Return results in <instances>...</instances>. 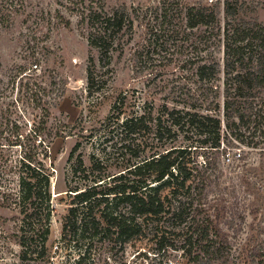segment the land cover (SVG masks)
I'll use <instances>...</instances> for the list:
<instances>
[{
	"label": "rangeland",
	"instance_id": "obj_1",
	"mask_svg": "<svg viewBox=\"0 0 264 264\" xmlns=\"http://www.w3.org/2000/svg\"><path fill=\"white\" fill-rule=\"evenodd\" d=\"M224 1L213 0L222 24ZM227 1L237 9L230 18L264 25V0ZM210 2L0 0V138L18 136L19 154L45 144L51 148L46 162L53 174L54 210L47 245L54 262L71 260L70 250L54 252L63 242L71 201L67 189L87 182L79 156L87 167L94 155L109 157L102 171L115 173L131 154L143 155L144 145L146 150L157 146L148 141L133 151L117 150L124 138L117 116L145 111L155 116L163 103L189 104L200 93L223 101V74L208 84L195 76L197 61L207 52L206 28H191L186 17L190 6ZM94 4L125 7L134 19L133 30L117 37L109 64L88 42L82 10ZM213 50L221 59V47ZM8 153L0 148V156ZM186 158L193 160L191 189L171 198L173 206H188L185 221L175 226L168 222L170 214L150 215L130 241L114 234L97 243L95 264L264 263V121L250 117L224 129L219 147L190 151ZM20 227L19 209L0 205V264H48L21 258Z\"/></svg>",
	"mask_w": 264,
	"mask_h": 264
},
{
	"label": "trees",
	"instance_id": "obj_2",
	"mask_svg": "<svg viewBox=\"0 0 264 264\" xmlns=\"http://www.w3.org/2000/svg\"><path fill=\"white\" fill-rule=\"evenodd\" d=\"M236 11L225 0L223 24L213 0L203 6L192 5L186 13L191 28H206L203 42L207 52L197 61L195 76L208 84L223 74L222 102L200 93L189 104L163 103L155 116L149 117L152 111L122 119L117 116L124 133L123 144L117 150L133 151L132 146L141 147L148 141L157 146L146 150L144 145L145 155L131 154L135 158H128L115 173L102 171L109 157L94 155L92 165L87 167L79 156L78 166L87 173V182L67 189L71 201L63 222V242L54 252L70 250L69 264H95L93 249L97 243L110 240L114 234L123 242L130 241L141 233L150 215L170 214L169 224L181 225L188 206H173L171 198L191 189L189 182L194 175L189 163L193 160L186 155L219 147L224 129H235L250 117L260 124L264 121V25L230 18ZM82 15L88 25L89 45L98 48L102 60L111 63L116 39L133 30V17L125 7L107 9L103 4L85 7ZM215 46L221 47V59L216 57ZM137 133L142 136L140 142H126L125 137ZM180 139L185 144L177 145ZM18 142V136L0 138V148L9 152L0 156V205L20 211L23 260L64 264L53 261L47 245L54 210L53 174L46 162L51 148L45 144L40 151L35 146L37 150L19 154ZM79 146L74 147L70 158ZM158 224L161 221L155 229L160 228ZM161 239L165 241V237Z\"/></svg>",
	"mask_w": 264,
	"mask_h": 264
},
{
	"label": "built area",
	"instance_id": "obj_3",
	"mask_svg": "<svg viewBox=\"0 0 264 264\" xmlns=\"http://www.w3.org/2000/svg\"><path fill=\"white\" fill-rule=\"evenodd\" d=\"M35 67H37V65H35ZM226 264H239L238 262H229V263H226ZM264 264V263H262Z\"/></svg>",
	"mask_w": 264,
	"mask_h": 264
}]
</instances>
